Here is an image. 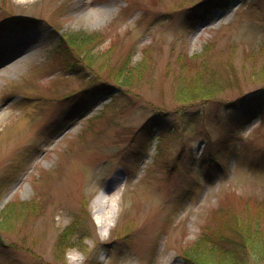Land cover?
<instances>
[{
  "label": "rangeland",
  "instance_id": "374dc122",
  "mask_svg": "<svg viewBox=\"0 0 264 264\" xmlns=\"http://www.w3.org/2000/svg\"><path fill=\"white\" fill-rule=\"evenodd\" d=\"M205 1L0 0V264H68L72 247L183 264L206 227L262 232L264 109L235 103L264 91V0L202 18ZM76 32L103 34L91 56L58 47ZM156 114L176 129L145 126Z\"/></svg>",
  "mask_w": 264,
  "mask_h": 264
},
{
  "label": "trees",
  "instance_id": "16d2710c",
  "mask_svg": "<svg viewBox=\"0 0 264 264\" xmlns=\"http://www.w3.org/2000/svg\"><path fill=\"white\" fill-rule=\"evenodd\" d=\"M232 0H206L205 2L199 4V7L196 10L202 9L203 12L198 14L199 17L205 18L212 8L217 6H228ZM103 36L101 32H82V33H74L71 35H67L66 41L62 38L59 39L58 47H63V45H69L74 50H78V52L84 55H90L95 50V43L94 41L98 38ZM77 39H81V43H78ZM59 47V48H60ZM91 56V55H90ZM130 58V57H129ZM145 60V58H144ZM132 62L128 59L123 65L122 68H126V71L122 74L123 82L125 85L134 83L136 76L133 74L130 75L128 67L130 71L134 66L131 65ZM131 65V66H130ZM73 67L75 65H72ZM140 65H135V69L139 70ZM120 71V70H119ZM121 74V73H120ZM126 77V78H125ZM104 86V85H103ZM104 90H106L105 94L112 95V90L108 85L104 86ZM190 96V94H188ZM191 98L194 97L190 96L189 99L184 100L182 103L186 101H190ZM192 101V100H191ZM190 101V102H191ZM236 113L242 114L245 116L251 115L248 113V110L243 112L245 106L256 104V108H263L264 105V91L262 93H256V95H250L238 100L236 103ZM248 113V114H247ZM248 118V121L251 120ZM147 127H161V129H176L172 121H169L165 114H156L149 118ZM144 126V127H145ZM264 200V199H263ZM263 201H257L259 203ZM260 208L263 209L262 206ZM225 207H219L217 209V213L224 216ZM223 213V214H222ZM228 215V214H225ZM228 215L231 219L232 217ZM232 222V221H230ZM259 221L257 222V224ZM257 226V225H256ZM262 232L256 229H250V231H246L242 229V232H233V236H222V233L218 231H214L211 227H206L201 233L198 235L197 239L194 243L189 246V249L185 253L184 263L183 264H260L264 261V225H261ZM73 231L70 230V227H67L62 234L61 240H59L58 248L61 249L62 247H69L70 244L72 245Z\"/></svg>",
  "mask_w": 264,
  "mask_h": 264
},
{
  "label": "clouds",
  "instance_id": "9594fccd",
  "mask_svg": "<svg viewBox=\"0 0 264 264\" xmlns=\"http://www.w3.org/2000/svg\"><path fill=\"white\" fill-rule=\"evenodd\" d=\"M105 211L107 212L108 209H105ZM95 218L97 222H100V220L102 219V213L97 212ZM101 238H107V230L101 233ZM66 257L68 259V264H83V261L85 260L84 255H82L81 252L74 247L66 250Z\"/></svg>",
  "mask_w": 264,
  "mask_h": 264
},
{
  "label": "bare ground",
  "instance_id": "6f19581e",
  "mask_svg": "<svg viewBox=\"0 0 264 264\" xmlns=\"http://www.w3.org/2000/svg\"><path fill=\"white\" fill-rule=\"evenodd\" d=\"M0 57H4V53H0ZM3 59V58H0ZM5 60V58L3 59ZM117 202L115 201V206H113L110 209V213H111V220L110 221H105V224L107 225V227L111 226V221H114L117 217ZM102 207H103V195L98 196L95 201H94V208H95V212H99L102 213Z\"/></svg>",
  "mask_w": 264,
  "mask_h": 264
}]
</instances>
